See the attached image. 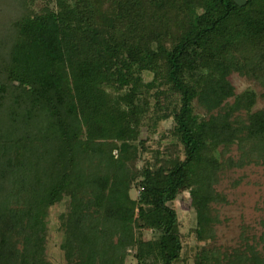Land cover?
<instances>
[{
    "label": "trees",
    "instance_id": "trees-1",
    "mask_svg": "<svg viewBox=\"0 0 264 264\" xmlns=\"http://www.w3.org/2000/svg\"><path fill=\"white\" fill-rule=\"evenodd\" d=\"M54 1L37 12L0 0V264H50L44 217L66 199L68 264H175L169 204L184 189L206 246L198 264H264V220L232 250L215 233L230 203L220 184L264 167V0ZM236 74L261 94H239ZM145 133L171 142L135 200Z\"/></svg>",
    "mask_w": 264,
    "mask_h": 264
},
{
    "label": "rangeland",
    "instance_id": "rangeland-1",
    "mask_svg": "<svg viewBox=\"0 0 264 264\" xmlns=\"http://www.w3.org/2000/svg\"><path fill=\"white\" fill-rule=\"evenodd\" d=\"M30 4L37 12L58 7L57 2L54 0H31ZM69 4L73 5L71 1ZM157 8H162L169 12L175 11L174 7L170 8L169 3H160ZM174 16L177 17L178 15L174 14ZM121 32V30H118L116 34L119 35ZM109 44V40L106 39L105 46H109ZM234 84L239 94L249 89L256 90L260 94L262 92L260 88L237 74L234 76ZM263 106L264 100L259 98L255 109ZM169 127L168 123H163L161 132L165 129L168 130ZM163 136V133L152 136L145 133L141 140L136 142L138 160L135 163V175L130 191L131 197L135 200L140 198L144 186L146 187V176L150 169L156 167L155 160L158 158L159 152L163 151L164 147L170 146V139L165 140L161 144H156V141ZM234 155L238 156V153L235 151ZM229 175L230 178L220 184L219 190L228 195L230 203L219 206L221 223L217 224L215 228L216 241L223 250H232L239 245L245 225L250 228L256 227L261 233L263 231L262 220H264V167L253 164L244 169H235ZM189 190H182L178 197L169 204L178 212L184 244L183 255L180 261L175 264H198V257L204 256L206 247L203 246V242L199 240L197 235V214L191 204L192 200ZM68 212L69 201L66 199L56 207L51 208L44 217L48 235L47 260L50 264H68L63 248L66 236L61 225L64 215ZM155 237L153 230H144L143 238L152 239ZM128 262L129 264H139L136 258H130Z\"/></svg>",
    "mask_w": 264,
    "mask_h": 264
},
{
    "label": "water",
    "instance_id": "water-1",
    "mask_svg": "<svg viewBox=\"0 0 264 264\" xmlns=\"http://www.w3.org/2000/svg\"><path fill=\"white\" fill-rule=\"evenodd\" d=\"M235 2L240 6H244L247 4L248 0H235Z\"/></svg>",
    "mask_w": 264,
    "mask_h": 264
}]
</instances>
